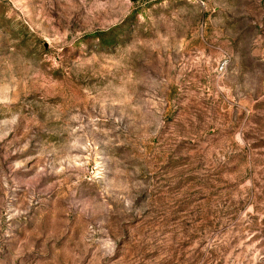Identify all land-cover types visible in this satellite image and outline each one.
Here are the masks:
<instances>
[{
    "label": "rangeland",
    "instance_id": "obj_1",
    "mask_svg": "<svg viewBox=\"0 0 264 264\" xmlns=\"http://www.w3.org/2000/svg\"><path fill=\"white\" fill-rule=\"evenodd\" d=\"M0 264H264V0H0Z\"/></svg>",
    "mask_w": 264,
    "mask_h": 264
},
{
    "label": "trees",
    "instance_id": "obj_2",
    "mask_svg": "<svg viewBox=\"0 0 264 264\" xmlns=\"http://www.w3.org/2000/svg\"><path fill=\"white\" fill-rule=\"evenodd\" d=\"M103 35H104V32H99V34H95L94 37L95 38H102Z\"/></svg>",
    "mask_w": 264,
    "mask_h": 264
}]
</instances>
